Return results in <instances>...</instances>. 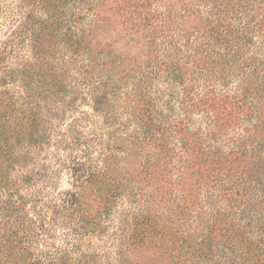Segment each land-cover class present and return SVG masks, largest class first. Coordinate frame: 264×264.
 <instances>
[{"label": "trees", "instance_id": "obj_1", "mask_svg": "<svg viewBox=\"0 0 264 264\" xmlns=\"http://www.w3.org/2000/svg\"><path fill=\"white\" fill-rule=\"evenodd\" d=\"M103 2L4 15L0 264H264V0L123 9L131 54ZM82 101L99 123L62 129Z\"/></svg>", "mask_w": 264, "mask_h": 264}, {"label": "rangeland", "instance_id": "obj_2", "mask_svg": "<svg viewBox=\"0 0 264 264\" xmlns=\"http://www.w3.org/2000/svg\"><path fill=\"white\" fill-rule=\"evenodd\" d=\"M35 4H38V9L44 11L49 9L50 11H52V9L60 11L67 6V0H56L52 3H47L46 0H0V46L2 42L7 41L11 37L12 29L16 30L17 27V21L13 20L14 18L12 19V16L7 18L4 15H13L15 18H19V15H21L19 12L20 9H33ZM99 8L104 12L102 25L104 32L103 35H101V39L111 45L116 52L131 54L138 52L140 45L135 46L128 43L129 36L126 35L128 31V22L122 16L123 9H155L156 11L168 14L173 19V22H175L177 18L179 19L182 11L181 9L185 8V5H183V0H104ZM166 9L169 10L166 11ZM186 9H190L189 5H186ZM157 14L160 16L159 13ZM143 16L144 14L141 15V17ZM36 24H34V26ZM260 103L264 106V101ZM80 110H85L86 113L83 115L79 112ZM92 113L93 109L91 104L82 101L81 104L69 110L67 115L61 119V128L64 129L68 127L66 126L68 123L80 125L99 123L100 119L92 115ZM73 117H76L78 121L73 122ZM78 128L80 129L79 126ZM56 143L57 139H54L52 146L49 148V151H52V153H50V165H52L55 170H59L57 173L59 178L55 184L56 190H63L70 187L68 183V170L59 163L62 159L74 154V151L68 148L64 150L63 142L57 145ZM41 161L43 162L44 160ZM125 164L127 170L131 173L138 172L140 168V160L136 155H128L125 159ZM57 231L58 230H55V233Z\"/></svg>", "mask_w": 264, "mask_h": 264}]
</instances>
